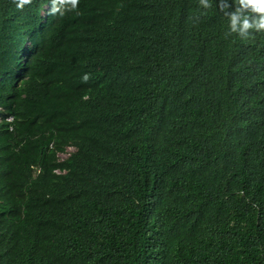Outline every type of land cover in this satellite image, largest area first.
I'll return each instance as SVG.
<instances>
[{
    "label": "trees",
    "instance_id": "1",
    "mask_svg": "<svg viewBox=\"0 0 264 264\" xmlns=\"http://www.w3.org/2000/svg\"><path fill=\"white\" fill-rule=\"evenodd\" d=\"M48 5L0 0V264H264V33Z\"/></svg>",
    "mask_w": 264,
    "mask_h": 264
},
{
    "label": "clouds",
    "instance_id": "2",
    "mask_svg": "<svg viewBox=\"0 0 264 264\" xmlns=\"http://www.w3.org/2000/svg\"><path fill=\"white\" fill-rule=\"evenodd\" d=\"M13 2L17 9L23 10L24 6L32 3V0H13ZM79 2L80 0H49L48 8L40 12V20L42 23L45 22V12L48 15L60 17H63L67 12L79 14ZM214 6L228 22L225 38L236 36L242 40H249L254 39L258 33H264V0H197L200 15L191 17V19L197 23L200 17ZM28 44L30 45V42ZM90 78L91 75L85 73L81 77V81L87 83ZM7 121L12 122L13 118L9 116ZM69 149H72V152L74 150L73 148Z\"/></svg>",
    "mask_w": 264,
    "mask_h": 264
},
{
    "label": "rangeland",
    "instance_id": "3",
    "mask_svg": "<svg viewBox=\"0 0 264 264\" xmlns=\"http://www.w3.org/2000/svg\"><path fill=\"white\" fill-rule=\"evenodd\" d=\"M69 152H72V149H69V150H68V153H69ZM62 157H66V155H63Z\"/></svg>",
    "mask_w": 264,
    "mask_h": 264
}]
</instances>
